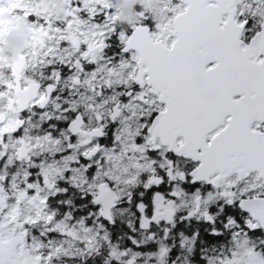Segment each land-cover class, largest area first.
<instances>
[{"label": "snow or ice", "instance_id": "snow-or-ice-1", "mask_svg": "<svg viewBox=\"0 0 264 264\" xmlns=\"http://www.w3.org/2000/svg\"><path fill=\"white\" fill-rule=\"evenodd\" d=\"M6 11L0 264H264V0Z\"/></svg>", "mask_w": 264, "mask_h": 264}, {"label": "rangeland", "instance_id": "rangeland-1", "mask_svg": "<svg viewBox=\"0 0 264 264\" xmlns=\"http://www.w3.org/2000/svg\"><path fill=\"white\" fill-rule=\"evenodd\" d=\"M0 19L5 22L11 21L14 25H16V30L6 37V41L3 46L4 56L10 57L8 52H12V54L16 56L22 50L27 37L30 35L28 32V25L25 24L26 22L21 17L16 16L15 13L7 11L0 15ZM23 27L25 30H23ZM7 74L6 68L0 67V78L6 77Z\"/></svg>", "mask_w": 264, "mask_h": 264}, {"label": "flooded vegetation", "instance_id": "flooded-vegetation-1", "mask_svg": "<svg viewBox=\"0 0 264 264\" xmlns=\"http://www.w3.org/2000/svg\"><path fill=\"white\" fill-rule=\"evenodd\" d=\"M25 24L27 25V23H25ZM23 30H25L24 27H23ZM8 54H9L10 57H15V56L12 54V52H8ZM16 56H17V55H16ZM6 73H7V71H6ZM133 207H134V206H133ZM125 218L128 219V218H130V217H128L127 214H125Z\"/></svg>", "mask_w": 264, "mask_h": 264}, {"label": "trees", "instance_id": "trees-1", "mask_svg": "<svg viewBox=\"0 0 264 264\" xmlns=\"http://www.w3.org/2000/svg\"><path fill=\"white\" fill-rule=\"evenodd\" d=\"M121 229H122L123 231H127V228H125L124 226H121Z\"/></svg>", "mask_w": 264, "mask_h": 264}]
</instances>
